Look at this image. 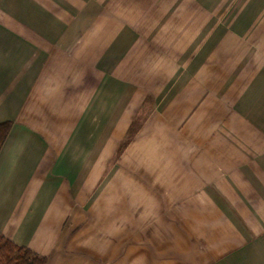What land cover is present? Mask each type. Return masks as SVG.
Segmentation results:
<instances>
[{
    "label": "crops",
    "instance_id": "1",
    "mask_svg": "<svg viewBox=\"0 0 264 264\" xmlns=\"http://www.w3.org/2000/svg\"><path fill=\"white\" fill-rule=\"evenodd\" d=\"M236 2L0 0V124L14 123L0 151V234L46 264H264V0H238L226 21ZM189 56L193 81L177 88L206 91L223 140L202 163L160 162L157 224L150 184L105 224V200L119 195L106 192L112 158Z\"/></svg>",
    "mask_w": 264,
    "mask_h": 264
},
{
    "label": "rangeland",
    "instance_id": "2",
    "mask_svg": "<svg viewBox=\"0 0 264 264\" xmlns=\"http://www.w3.org/2000/svg\"><path fill=\"white\" fill-rule=\"evenodd\" d=\"M240 6L241 2L237 0L232 8L225 13V20H233ZM189 17L186 16V18ZM172 59L171 62L175 63V58ZM192 59L191 56L183 57L181 62L183 71L179 76L169 72L168 87H163L161 82H157V87L152 88V93L144 100L131 124V128L113 156L109 173L105 179V182L108 180L110 182L106 192L109 194L118 193L119 195L117 196L118 199L114 201L111 197L108 201L105 200V209L108 207L110 216V222H105V224H111L112 210L114 209L115 212L118 204L121 206L123 202L127 203L134 189L142 190L144 187L148 189L149 184L153 196L152 225L157 224L159 216L168 210L165 205L166 201L163 199L164 196L161 197L160 195V187H162L159 175L160 162L167 160L169 164L170 162L175 164L172 163L178 159L175 156L183 155V161H187L188 156L191 155L192 161L202 163L207 161L209 156L211 158V153H209L211 143L223 140L224 121L216 118L222 117V111L218 108L219 106L213 104L212 99L210 104L207 103L206 97L209 95L203 94L206 91L197 88H184L182 90L177 88L180 81H184V84H191L193 81L192 74H186L187 68H191ZM159 60V58L153 59V68ZM199 62L202 74H206L202 67L211 65V56L205 55L199 59ZM177 66L179 67V64ZM168 69L173 68L169 67ZM171 74L173 75L172 78ZM210 91V95H212L213 90ZM186 97H188L187 102H189L187 104L183 102L187 99ZM192 98L195 102L193 105L190 104ZM178 105L180 106L178 107ZM177 113H182L179 115L180 118L176 115ZM182 171L184 177L191 173V169L188 168H184ZM194 172L196 174V171ZM168 180L170 183L172 182V185L168 184L169 197L176 182L173 183L174 177ZM197 187L202 190L204 185L200 184ZM201 190L199 191L201 192ZM169 202L167 200V203ZM113 203L116 204L114 208ZM136 219L143 221L142 216L137 215ZM119 220L127 219L121 213ZM116 222L117 220H114V224ZM123 224H127V222Z\"/></svg>",
    "mask_w": 264,
    "mask_h": 264
},
{
    "label": "trees",
    "instance_id": "3",
    "mask_svg": "<svg viewBox=\"0 0 264 264\" xmlns=\"http://www.w3.org/2000/svg\"><path fill=\"white\" fill-rule=\"evenodd\" d=\"M14 123L0 124V151L9 136ZM45 257H41L32 250L21 247L0 234V264H46Z\"/></svg>",
    "mask_w": 264,
    "mask_h": 264
}]
</instances>
